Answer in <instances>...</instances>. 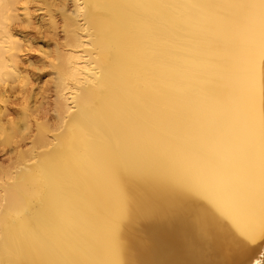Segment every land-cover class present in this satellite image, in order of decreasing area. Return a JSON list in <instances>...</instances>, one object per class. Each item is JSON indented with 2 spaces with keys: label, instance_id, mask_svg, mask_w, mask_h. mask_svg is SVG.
<instances>
[{
  "label": "bare ground",
  "instance_id": "1",
  "mask_svg": "<svg viewBox=\"0 0 264 264\" xmlns=\"http://www.w3.org/2000/svg\"><path fill=\"white\" fill-rule=\"evenodd\" d=\"M72 2L0 0V264H259L260 0ZM56 12L49 124L22 57Z\"/></svg>",
  "mask_w": 264,
  "mask_h": 264
},
{
  "label": "rangeland",
  "instance_id": "2",
  "mask_svg": "<svg viewBox=\"0 0 264 264\" xmlns=\"http://www.w3.org/2000/svg\"><path fill=\"white\" fill-rule=\"evenodd\" d=\"M55 4H62L64 6L65 13L73 15V2L72 0H49ZM37 7V4H33L32 7ZM41 7L38 5L37 8ZM35 15H38L37 13ZM37 19V18H36ZM53 21L55 22V29L53 32H47L46 28L40 29L37 27L27 32V36L32 38V48L25 53L22 57L23 67L26 70L27 77L30 79L31 97L35 95L38 103H41L42 113L38 116L39 121L47 120L49 124L53 123L52 120V107L55 102V90L53 86L52 70L44 64L52 61L53 56L57 53L59 48L64 47V34L63 23L59 13L53 14ZM46 23V22H45ZM16 31H20L21 28L13 26ZM32 63V64H30ZM37 94V95H36ZM15 109V108H14ZM40 121V122H41ZM31 124H34V120H31ZM22 143V142H21ZM20 143V144H21ZM28 142H23L20 147L23 150L29 146ZM25 144V145H24ZM23 145V146H22ZM21 148V149H22ZM25 148V149H24ZM9 151L0 152V168H6L10 160ZM206 264H218L214 258H209Z\"/></svg>",
  "mask_w": 264,
  "mask_h": 264
},
{
  "label": "snow or ice",
  "instance_id": "3",
  "mask_svg": "<svg viewBox=\"0 0 264 264\" xmlns=\"http://www.w3.org/2000/svg\"><path fill=\"white\" fill-rule=\"evenodd\" d=\"M244 7H257V5H244ZM258 7L260 10L261 48L262 52H264V0H260ZM262 65H264V60H262ZM261 95L264 97V68H262ZM262 188H264V107H262ZM119 212L123 215L125 209L121 207ZM262 214H264V194H262ZM246 239L251 243H255L257 237L253 233L248 232ZM259 239L264 241V227L260 230ZM259 264H264V260L259 261Z\"/></svg>",
  "mask_w": 264,
  "mask_h": 264
}]
</instances>
